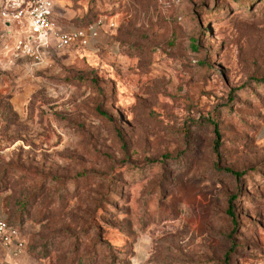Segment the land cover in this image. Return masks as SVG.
<instances>
[{
	"label": "rangeland",
	"instance_id": "1",
	"mask_svg": "<svg viewBox=\"0 0 264 264\" xmlns=\"http://www.w3.org/2000/svg\"><path fill=\"white\" fill-rule=\"evenodd\" d=\"M31 1L0 0V264H264V0H50L95 35L39 60Z\"/></svg>",
	"mask_w": 264,
	"mask_h": 264
},
{
	"label": "built area",
	"instance_id": "2",
	"mask_svg": "<svg viewBox=\"0 0 264 264\" xmlns=\"http://www.w3.org/2000/svg\"><path fill=\"white\" fill-rule=\"evenodd\" d=\"M53 5L50 0H32L28 5L27 17L29 35L27 42L16 41L13 45L16 50L29 54L33 59L39 60L51 46L66 48L73 45H86L95 35V30L89 26L87 30L74 28L70 30H57L52 21ZM3 15H5L3 13ZM12 18H15L13 16ZM32 38V39H30ZM0 245L6 248L12 257H18L24 249V241L16 226L6 221L0 215Z\"/></svg>",
	"mask_w": 264,
	"mask_h": 264
},
{
	"label": "trees",
	"instance_id": "3",
	"mask_svg": "<svg viewBox=\"0 0 264 264\" xmlns=\"http://www.w3.org/2000/svg\"><path fill=\"white\" fill-rule=\"evenodd\" d=\"M212 124L214 125V128L216 127V125L212 122ZM216 130V129H215ZM214 152L215 154H217V146H218V143H217V139L214 141ZM233 175L235 176H238L239 173L237 172H231ZM234 199V196H230L228 198V201H227V207H226V214L229 216L232 224L234 225L235 223V215H234V211H233V205H232V201ZM12 224V223H11ZM14 225V224H13ZM15 226V225H14Z\"/></svg>",
	"mask_w": 264,
	"mask_h": 264
}]
</instances>
